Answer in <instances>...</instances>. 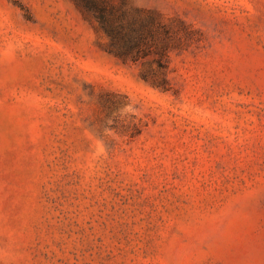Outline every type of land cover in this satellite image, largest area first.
I'll return each mask as SVG.
<instances>
[{
  "label": "rangeland",
  "instance_id": "obj_1",
  "mask_svg": "<svg viewBox=\"0 0 264 264\" xmlns=\"http://www.w3.org/2000/svg\"><path fill=\"white\" fill-rule=\"evenodd\" d=\"M98 2L169 87L76 0H0V264H264V0Z\"/></svg>",
  "mask_w": 264,
  "mask_h": 264
},
{
  "label": "trees",
  "instance_id": "obj_2",
  "mask_svg": "<svg viewBox=\"0 0 264 264\" xmlns=\"http://www.w3.org/2000/svg\"><path fill=\"white\" fill-rule=\"evenodd\" d=\"M86 11L91 12L97 18L101 28L109 37L107 48L109 52L123 60H140L149 56L157 64L156 74L150 76L144 74V78L158 88L168 89L167 77L168 51L171 42L167 38H158V30L152 28L153 20L142 22L136 27V20H129L126 11L120 12L113 6L108 10L100 4V0H76ZM106 1V0H103ZM160 27L166 33L170 31L167 24L160 23Z\"/></svg>",
  "mask_w": 264,
  "mask_h": 264
}]
</instances>
